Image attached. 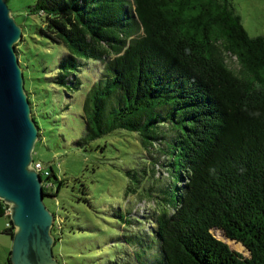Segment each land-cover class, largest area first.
Segmentation results:
<instances>
[{
  "label": "trees",
  "instance_id": "1",
  "mask_svg": "<svg viewBox=\"0 0 264 264\" xmlns=\"http://www.w3.org/2000/svg\"><path fill=\"white\" fill-rule=\"evenodd\" d=\"M31 10L41 18L40 35L64 47L48 83L71 97L81 75L92 76L76 144L126 131L150 155L148 168H124L130 192L156 165L170 177L157 189L164 206L146 216L148 228L131 208L118 207L126 228L107 264H264V33L250 36L231 0H35ZM23 40L22 31L18 59ZM26 92L39 140V114ZM44 167L43 196L56 197L65 183ZM152 189L142 190L150 197ZM7 207L0 199V217L9 219L4 232L12 236ZM64 222L54 213L53 245ZM75 229L84 231L71 224Z\"/></svg>",
  "mask_w": 264,
  "mask_h": 264
},
{
  "label": "rangeland",
  "instance_id": "2",
  "mask_svg": "<svg viewBox=\"0 0 264 264\" xmlns=\"http://www.w3.org/2000/svg\"><path fill=\"white\" fill-rule=\"evenodd\" d=\"M5 1L22 27L24 40L20 45L19 63L24 73L25 90L32 92L39 114L37 122L42 139L34 145L33 160L51 165L65 183L56 197H43L46 207L65 219L61 241L53 245V254L60 264H107L106 255L110 254L113 259L115 252L121 249L120 238L125 232V225H121V219L116 215L118 207L131 208L132 216L142 221L144 229L148 228L146 216L164 206L162 198L157 196V189L169 182V174L156 165L155 174L142 179L138 191L133 193L130 192L134 187L133 178L125 174L124 168L134 167L137 162L138 166L148 168L150 155L129 137L128 132L119 130L84 146L76 144L83 130L82 99L92 76L83 73L82 86L73 91L71 97H67L61 87L54 89L44 77L50 75L47 70L63 55L64 47L59 48L40 35L41 18L31 10L35 0ZM231 2L250 36L264 33V0ZM228 59L230 63L235 60L234 57ZM152 153L163 159L155 150ZM83 185L86 194L81 193ZM149 186L153 187L150 197L142 190ZM81 195L88 198L90 205L83 199L76 201ZM8 220L6 216L0 217V264H9L11 236L4 232ZM71 224L83 227L84 231L70 230ZM135 228V224L129 227L130 230ZM212 233L232 250L248 255L244 247L235 246L239 242L225 237L219 230H212ZM132 251V247L127 249L129 254Z\"/></svg>",
  "mask_w": 264,
  "mask_h": 264
},
{
  "label": "water",
  "instance_id": "3",
  "mask_svg": "<svg viewBox=\"0 0 264 264\" xmlns=\"http://www.w3.org/2000/svg\"><path fill=\"white\" fill-rule=\"evenodd\" d=\"M5 0H0V199L14 230L11 264H59L52 253L54 213L43 201L42 179L31 165L38 127L31 115L15 44L21 39Z\"/></svg>",
  "mask_w": 264,
  "mask_h": 264
},
{
  "label": "built area",
  "instance_id": "4",
  "mask_svg": "<svg viewBox=\"0 0 264 264\" xmlns=\"http://www.w3.org/2000/svg\"><path fill=\"white\" fill-rule=\"evenodd\" d=\"M31 165L34 167V169H35L36 171L39 172L40 176H41V175H45V174H47V171H46L44 165H43L40 161H38V160H36V161H32V164H31ZM41 179H42V178H41ZM43 185L48 186V184H47V183H44V181H43V179H42V186H43ZM5 212H6L7 215H10V211H9V208H8V207H7V209H6Z\"/></svg>",
  "mask_w": 264,
  "mask_h": 264
}]
</instances>
